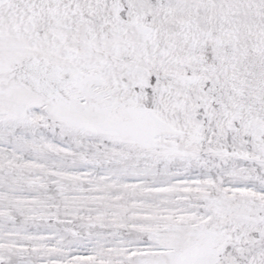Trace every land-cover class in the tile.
<instances>
[{"label": "snow or ice", "instance_id": "snow-or-ice-1", "mask_svg": "<svg viewBox=\"0 0 264 264\" xmlns=\"http://www.w3.org/2000/svg\"><path fill=\"white\" fill-rule=\"evenodd\" d=\"M0 264H264V0H0Z\"/></svg>", "mask_w": 264, "mask_h": 264}]
</instances>
